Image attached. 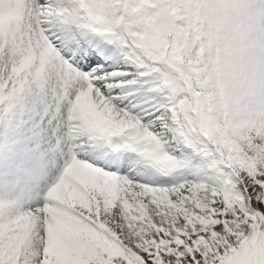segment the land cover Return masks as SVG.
Masks as SVG:
<instances>
[{
	"label": "snow or ice",
	"instance_id": "obj_1",
	"mask_svg": "<svg viewBox=\"0 0 264 264\" xmlns=\"http://www.w3.org/2000/svg\"><path fill=\"white\" fill-rule=\"evenodd\" d=\"M0 264H264V0H0Z\"/></svg>",
	"mask_w": 264,
	"mask_h": 264
}]
</instances>
